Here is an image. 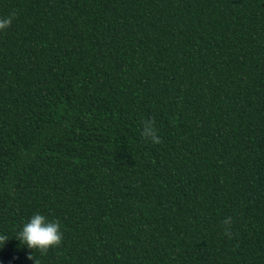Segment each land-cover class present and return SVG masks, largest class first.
Listing matches in <instances>:
<instances>
[{
  "label": "trees",
  "instance_id": "trees-1",
  "mask_svg": "<svg viewBox=\"0 0 264 264\" xmlns=\"http://www.w3.org/2000/svg\"><path fill=\"white\" fill-rule=\"evenodd\" d=\"M9 15L0 264H32L12 236L37 211L63 232L38 264H264V0H0Z\"/></svg>",
  "mask_w": 264,
  "mask_h": 264
},
{
  "label": "clouds",
  "instance_id": "clouds-1",
  "mask_svg": "<svg viewBox=\"0 0 264 264\" xmlns=\"http://www.w3.org/2000/svg\"><path fill=\"white\" fill-rule=\"evenodd\" d=\"M11 15L0 17V30L7 29L12 23ZM141 136L150 140L153 144L161 142L157 135L156 128L151 119L143 121ZM230 221L229 216L223 218V222L227 224ZM227 231V228H225ZM19 241V246H24L31 251L27 254V259L32 260V264H38L33 258V249L38 250L41 254L46 253L49 248L59 246L63 232L59 221L49 219L45 214L37 211L29 216L26 220H22L18 231L12 236ZM10 237L0 234V248H3L6 241Z\"/></svg>",
  "mask_w": 264,
  "mask_h": 264
}]
</instances>
